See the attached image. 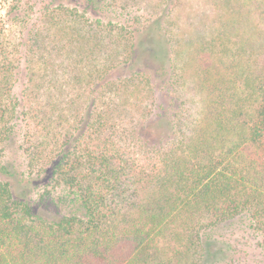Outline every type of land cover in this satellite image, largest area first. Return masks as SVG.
I'll use <instances>...</instances> for the list:
<instances>
[{"label": "trees", "instance_id": "obj_1", "mask_svg": "<svg viewBox=\"0 0 264 264\" xmlns=\"http://www.w3.org/2000/svg\"><path fill=\"white\" fill-rule=\"evenodd\" d=\"M255 1L256 20L248 13L225 17L211 40L187 52L176 77L184 91L179 107L159 111L148 132L132 134L137 144L101 137L103 122L108 128L113 120L92 113L95 99L89 101V119L73 135L77 142L50 144L36 179L55 210L19 198L0 163V264H201L219 223L246 212L264 232V0ZM50 18L65 31L81 25L73 15L66 24L54 11ZM11 66H0V142L22 101ZM103 67L91 85V71L78 80L91 92L105 88ZM129 80L119 85L135 91L141 84ZM4 90L15 101L11 107ZM49 95L47 117L61 116L64 108ZM153 120L168 129L153 131ZM86 134L93 137L83 146ZM36 161L32 154L29 165Z\"/></svg>", "mask_w": 264, "mask_h": 264}, {"label": "rangeland", "instance_id": "obj_2", "mask_svg": "<svg viewBox=\"0 0 264 264\" xmlns=\"http://www.w3.org/2000/svg\"><path fill=\"white\" fill-rule=\"evenodd\" d=\"M49 1L0 0V66L13 61L11 68L17 74L12 87L22 100L10 117L9 137L0 142V163L7 165V177L18 197L44 210L55 208L46 201L43 183L36 182L41 178V163L50 144L57 141L60 147H68L77 142L73 135L84 127L81 121L89 119V101L95 99L92 113L113 120L108 128L103 122L101 137H122L125 144H137L132 134H141L143 128L148 132L146 124L159 111L179 107L184 91L176 77L187 52L211 40L224 26L223 18L248 13L253 21L259 13L255 0H54V5H48ZM260 4L264 10V3ZM53 11L62 24L73 15L81 25L65 31L51 21ZM116 42L119 48L109 58ZM111 64L117 67L111 69ZM102 66L104 79L110 82L91 92L92 87L77 75L81 78L80 73L91 71L86 78L91 85ZM132 74L137 77L130 78ZM124 78L141 84L130 91L129 86L119 85ZM49 94L64 108L61 116L47 117L52 112ZM2 97L10 107L15 102L5 90ZM153 121V131L168 129L164 120ZM92 137L86 134L81 145ZM32 154L37 161L30 166ZM248 216L242 213L213 229L211 253L201 264H264V232Z\"/></svg>", "mask_w": 264, "mask_h": 264}]
</instances>
